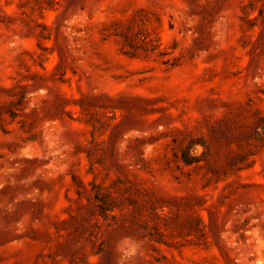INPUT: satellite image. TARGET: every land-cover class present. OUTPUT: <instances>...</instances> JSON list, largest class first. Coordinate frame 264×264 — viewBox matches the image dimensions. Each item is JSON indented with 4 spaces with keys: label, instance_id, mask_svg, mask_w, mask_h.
Segmentation results:
<instances>
[{
    "label": "rangeland",
    "instance_id": "1",
    "mask_svg": "<svg viewBox=\"0 0 264 264\" xmlns=\"http://www.w3.org/2000/svg\"><path fill=\"white\" fill-rule=\"evenodd\" d=\"M0 264H264V0H0Z\"/></svg>",
    "mask_w": 264,
    "mask_h": 264
}]
</instances>
